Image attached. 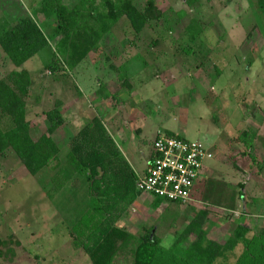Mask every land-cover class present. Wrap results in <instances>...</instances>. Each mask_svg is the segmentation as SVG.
<instances>
[{"label":"rangeland","instance_id":"rangeland-1","mask_svg":"<svg viewBox=\"0 0 264 264\" xmlns=\"http://www.w3.org/2000/svg\"><path fill=\"white\" fill-rule=\"evenodd\" d=\"M122 1L58 0L101 33L96 48L72 68L58 51L57 19L45 0H0V24L32 18L48 41L17 69L31 79L26 121L43 137L48 112L55 109L63 119L53 134L57 158L37 176L12 153L0 161V264H92L82 246L92 248L96 236H87L108 226L136 238L152 229L168 250L200 212L209 241L223 245L238 224L249 231L250 247L239 244L216 264H242L245 255L264 264V0H153L161 19L141 33L124 17L101 32L107 3ZM147 1L134 5L143 12ZM14 69L0 50V80ZM78 117L89 130L81 149L92 169H102L97 159L110 161L125 184L134 174L129 188L135 195L137 173L158 134L199 143L212 159L203 163L195 202L154 205L149 197L102 209L96 198L110 178L100 175L96 184L92 172L83 175L92 166H82L72 151L84 138L82 128L75 129ZM200 191L203 198L196 196ZM259 253L263 260L255 263ZM129 259L121 256L119 264Z\"/></svg>","mask_w":264,"mask_h":264},{"label":"trees","instance_id":"trees-1","mask_svg":"<svg viewBox=\"0 0 264 264\" xmlns=\"http://www.w3.org/2000/svg\"><path fill=\"white\" fill-rule=\"evenodd\" d=\"M44 3L57 19V35L60 37L58 51L66 60L68 59L72 68H75L96 48L101 33L98 34L89 28L85 17L59 5L58 0H45ZM107 6L109 12L107 16L101 18V32L106 31L107 22L114 23L122 17L128 21L136 34L141 33L149 21L161 19V12L153 0L147 1L143 12L135 7L134 0H123L117 6L108 2ZM80 20L84 30L78 32ZM47 46L48 41L32 18L22 19L14 26L0 24V50L5 60L15 67L0 80V161L12 153L33 176H37L56 160L58 147L54 143L53 134L57 132L63 119L54 109L46 114L49 128L45 134L43 133V137L33 133L30 123L26 121L25 102L31 86L30 74L26 70L17 69ZM49 67L56 73V64ZM88 133V127L82 129L84 137H87ZM153 200L154 205L163 204L161 199ZM205 218L206 213L200 212L168 250L160 247V239L151 236L152 229L136 238L115 226H108L106 232L99 231L98 228L96 232L87 236V239L96 236L94 246L82 247L92 264H119L121 256L125 259L129 256L130 264H216L220 259L225 262L229 253L239 244H243L245 250L250 247L251 243L246 237L249 231L239 224L230 232L223 245L207 240L202 230ZM192 236L194 239L188 244L187 240ZM261 254L255 258V263L263 260ZM252 260L253 258L245 255L242 264H251Z\"/></svg>","mask_w":264,"mask_h":264},{"label":"built area","instance_id":"built-area-1","mask_svg":"<svg viewBox=\"0 0 264 264\" xmlns=\"http://www.w3.org/2000/svg\"><path fill=\"white\" fill-rule=\"evenodd\" d=\"M210 159L211 152L199 143L160 133L152 143L145 173L137 176L136 189L168 203L191 205L203 175V163Z\"/></svg>","mask_w":264,"mask_h":264},{"label":"crops","instance_id":"crops-1","mask_svg":"<svg viewBox=\"0 0 264 264\" xmlns=\"http://www.w3.org/2000/svg\"><path fill=\"white\" fill-rule=\"evenodd\" d=\"M77 119H78L77 122H79V123L76 124L75 129H77V133H79V130L81 128L82 129L84 128V121L80 117H78ZM64 139H65V136H64ZM82 140L83 141H78V139H77V145L75 146V148L73 147L72 151L74 153H78L79 154V157L82 158V160H83L82 161L83 162L82 163V166H85L86 165L88 167V166L91 165L92 168H93L94 165L92 163H89L87 161V153H88V151L86 149H83V148L81 149V147H83L85 145V143L87 142V137L82 138ZM151 154H150L149 159L146 162V168H147L148 163H149V161L151 159ZM70 159H72V158H70ZM60 161H62V159H60ZM97 161H99V164L97 165V166H99L98 168H102V169H100V170L98 169V170L95 171L91 167H88L89 169H86L85 171H82V173L85 176V175H88L86 173L88 171H90V172H92V175L93 174L96 175L95 176V177H97L96 178V180H97L96 184L100 180L104 179L102 177H99L98 178V176H100V175L101 176H106V177L110 178L109 180H107L108 182H106L107 183L106 184V187L107 188L104 189L105 192L102 193V196L101 197L96 198V201L99 202V203H101L102 209H106V210H109V209L110 210H113L115 208L122 209L123 208V204L121 203V201H124V200L127 201L128 202V205L131 204V203H133V206H134L138 202L137 198L139 200H143V199L149 198V196L144 195V194H139L138 192H137V195L130 193L129 184H130V181H132V178H134V174L128 176V178H127L128 184H125V183L122 182L121 172H117V170H114V169L110 168V161L107 162V160H106L104 162V164L102 163V161L100 159H97ZM146 168L145 169H142V171L138 172L137 173L138 174L137 176H142L145 173ZM98 171L99 172L102 171L103 173H98ZM78 172H80V171L78 170ZM135 182H136V179H135ZM196 196L197 197H200V198H203L205 196V191L204 192L203 191L198 192V194ZM93 199H95V198L93 197ZM137 206L140 209V205H137ZM89 208H93V206L90 205L88 207V209ZM118 212L116 214L117 216H113L112 219H118L120 217V215L118 214ZM108 215L106 217H108Z\"/></svg>","mask_w":264,"mask_h":264}]
</instances>
